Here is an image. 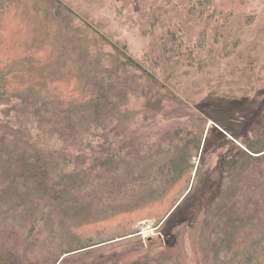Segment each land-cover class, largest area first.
Returning <instances> with one entry per match:
<instances>
[{"label":"trees","instance_id":"16d2710c","mask_svg":"<svg viewBox=\"0 0 264 264\" xmlns=\"http://www.w3.org/2000/svg\"><path fill=\"white\" fill-rule=\"evenodd\" d=\"M104 1L0 0V264H35L34 244L61 264H118L101 233L144 221L174 226L132 264H186V239L196 264H264V131L212 136L181 88L213 63L194 58L179 9L203 41L239 22L215 0H130L151 16L138 58L91 13ZM212 137L229 167L199 197Z\"/></svg>","mask_w":264,"mask_h":264},{"label":"rangeland","instance_id":"374dc122","mask_svg":"<svg viewBox=\"0 0 264 264\" xmlns=\"http://www.w3.org/2000/svg\"><path fill=\"white\" fill-rule=\"evenodd\" d=\"M126 1L127 4L105 0L101 6L90 11L97 18L103 19L118 37L125 40L131 53L139 58L148 49L151 41L141 33L148 27L151 16L144 19L132 10L129 12L124 8L130 7L131 1ZM215 3L225 14L232 13L239 22L238 25L243 24L242 28L237 25L236 31L232 34H229L228 29L221 35H213L209 31L207 41H203L199 33L200 28L188 24L190 22L186 14L179 9L181 16H178L181 17L184 41L193 47L194 58L204 64L213 63L210 74L198 69L199 65L196 62L190 74L181 81L182 91L187 93L190 101L187 110L200 113L207 118L206 128L214 126L212 136H217L215 135L217 130L226 134L230 140L236 136L241 137L246 130L257 135L264 131V0H215ZM203 28H206V25ZM214 37L219 44L214 41ZM232 43H238V46L229 48ZM209 51H212L211 58ZM173 112H177V109L173 108ZM212 138L208 148L209 157L202 162L204 176L195 190L196 196L199 197L209 191L211 185H217L218 176H221L222 170L229 167V164L221 162L219 157L222 154L220 137ZM238 144L237 146H242ZM224 151L230 161L232 158L230 151L227 147H224ZM161 223L156 226L154 221L141 222L134 227L137 232L131 235H127L131 229L127 226H117L101 234L115 236L105 245L110 246L109 252L116 258L118 264H132L139 258V254L145 255L153 250H161L162 248L157 249L160 246H166L163 231L172 230L174 223L165 224L163 230H158ZM186 232L187 229L182 227L178 231L182 234ZM118 233L124 234L117 235ZM147 238H153V242L149 244ZM5 240L0 233V242ZM185 241L186 250L188 249L186 264H196L189 252L190 241L188 239ZM168 242L166 240V243ZM48 252L41 245L34 244L29 255L35 264H61L68 256L64 255L59 259L49 258Z\"/></svg>","mask_w":264,"mask_h":264},{"label":"water","instance_id":"95a60500","mask_svg":"<svg viewBox=\"0 0 264 264\" xmlns=\"http://www.w3.org/2000/svg\"><path fill=\"white\" fill-rule=\"evenodd\" d=\"M188 193H189V191H188ZM188 193H187V194H188Z\"/></svg>","mask_w":264,"mask_h":264}]
</instances>
